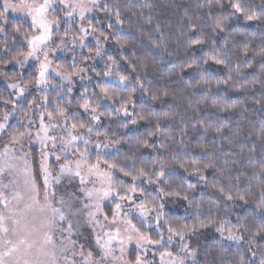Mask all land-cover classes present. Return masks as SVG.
Here are the masks:
<instances>
[{
	"label": "snow or ice",
	"instance_id": "6c2138e0",
	"mask_svg": "<svg viewBox=\"0 0 264 264\" xmlns=\"http://www.w3.org/2000/svg\"><path fill=\"white\" fill-rule=\"evenodd\" d=\"M181 24L178 42L164 40L158 24L160 38L150 43L161 62L177 61L169 79L184 85L186 99H179L191 115L156 109L177 93L146 86L156 70L148 54L128 59L130 41L121 33L133 21L119 0H0L7 92L0 91V264H217L198 256L224 257L233 246L234 259L219 264H264V159L242 187L245 173L234 171L241 162L217 156L225 145L244 153L239 133L229 135L220 118L248 111L229 91L264 114V0H196ZM58 53H71V62ZM137 92L151 104L137 110ZM177 119L178 136L169 132ZM141 124L148 126L142 135L114 130ZM192 132L201 134L194 144ZM209 133L213 145L220 142L215 151L205 142ZM246 139L249 161L257 142L264 154V123L252 125ZM141 147L155 155L142 158ZM175 148L193 151L181 156ZM169 203L184 215L166 211ZM244 206L251 210L233 211ZM209 232L212 247L193 245Z\"/></svg>",
	"mask_w": 264,
	"mask_h": 264
},
{
	"label": "trees",
	"instance_id": "16d2710c",
	"mask_svg": "<svg viewBox=\"0 0 264 264\" xmlns=\"http://www.w3.org/2000/svg\"><path fill=\"white\" fill-rule=\"evenodd\" d=\"M121 4L122 14L127 22L128 19H131L133 21V28L131 31L127 27L122 30V35L130 41V47L128 49H125V52L128 56V59L131 60L132 53L135 52L137 55H143L148 54L149 59L156 64V70L154 72H149L147 75V79L145 80L146 86H165L167 85L170 89H174L177 93V101H173L171 97L165 98V103L163 105L157 104L155 105L156 109L159 110L161 107L165 108L166 110H174L179 112L181 115H183L185 112H187L188 115H191L192 113L190 110L186 108V104L184 102H181L179 97L184 95L186 99V93L184 85L177 81L176 77H172L169 79L171 72L176 65L177 61L172 58H168L161 62L159 52L152 48V45L150 43L151 39H159L160 35L154 30L156 25L161 26V32L163 33V39L164 40H171L173 42H178L179 39H181V16L185 10H187L190 14L196 12V0H119ZM129 5H134V7H129ZM145 5H151V10L146 7ZM133 13H142L144 18L147 19L148 17H151V24L144 23L143 20H140L137 23V17ZM99 19H104L103 15L101 14ZM13 21H16L18 19L11 18ZM186 33V30H185ZM95 43V42H94ZM92 43V44H94ZM106 49L109 52V54L116 55L118 52V48L114 46L112 43H109L106 45ZM70 54L65 53L64 56H61V58L65 62H71L70 61ZM122 67L129 72H131V68L129 64L125 63L124 61H121ZM95 67L98 71L103 70V61L97 60L95 63ZM251 72L252 70H248ZM92 74V73H90ZM94 75V74H93ZM132 75H136V73H132ZM143 75V73H141ZM188 75L185 74V79H188ZM94 79H99L95 78ZM149 82H151V85H149ZM0 91H3L4 94H7L5 91V86H2L0 84ZM188 92H191V90H188ZM75 94V93H74ZM229 97L232 101H239L240 103L244 104L245 107H247L248 111L246 113L241 114V111L237 109L235 112L232 113H224L220 114L221 119H227L230 131H228L229 135H232V133H239V144L244 146V153L240 154V147H229L225 145L224 147V154H221L217 152V156H219V162L223 163L225 159L232 160L237 159L239 160L240 167L237 170H234L236 172L243 171L245 173L244 176L241 177L242 180V187L247 186L248 178L253 175V170L259 169L260 161L261 159H264V154H262V148L259 142L256 143V155L255 157L249 161L248 159V147L252 144V141H249L246 139L247 135L249 134V129L252 127V125H260L261 123H264V114L261 113V110L259 106L253 104L251 102V99L249 98L247 101H245L243 94L229 91L228 93ZM259 91L256 92V97L259 98ZM136 99L138 101V107L137 110L143 105L151 104L150 101L147 100V98H142L141 94L139 92L136 93ZM210 112H212L211 109H208L206 112L203 113V115H208ZM210 119L215 120L216 115H212ZM179 119H177L176 124H174L169 132L172 135H179ZM148 126L145 124H141L139 126H130V130L125 131L123 129L114 128V130L117 132L118 135H125V136H134V135H142L146 130ZM138 129V130H137ZM201 134L198 132H192L190 134V142L195 143L196 138L199 137ZM155 139V138H153ZM213 134L209 133L206 136V141L210 149L215 151L216 147L219 146L220 142L217 140L216 145L212 144ZM127 147L126 145L124 146ZM174 151L178 153L181 156H186V154H190L193 149L191 148H175ZM150 155H155V153H150L149 150L143 149L141 147L140 149V156L144 159H147ZM209 178H212V172L209 170L208 173ZM183 175V174H181ZM186 179L190 182L195 183L194 177H186ZM255 183V181H253ZM200 191H205L203 188H200L197 190L195 195L197 198L199 197ZM207 195H211V190H207ZM246 210L250 211L251 206H244L243 208H236L233 211L236 213H244ZM166 211H168L172 215L182 216L184 215V208L181 207L178 204L175 203H169L167 205ZM235 219V216L232 217ZM213 235L214 233H206L205 235L201 236L199 238V244H197V241L195 238H193V245L198 246L205 251L212 247L213 245ZM261 243H264L262 241ZM235 251V246H233L231 252L224 257H218V256H210L205 258L203 255V252L198 256V259L208 261L216 260L217 264H219L220 259L224 260H233L234 257L232 255V252Z\"/></svg>",
	"mask_w": 264,
	"mask_h": 264
},
{
	"label": "rangeland",
	"instance_id": "374dc122",
	"mask_svg": "<svg viewBox=\"0 0 264 264\" xmlns=\"http://www.w3.org/2000/svg\"><path fill=\"white\" fill-rule=\"evenodd\" d=\"M10 18L21 19V17L17 16V14H15V13L10 14ZM90 43H94V41H90ZM64 54H65V53H58V56L61 57V56H64ZM69 54L71 55V53H69ZM0 84H1L2 86H5L2 80H0Z\"/></svg>",
	"mask_w": 264,
	"mask_h": 264
}]
</instances>
